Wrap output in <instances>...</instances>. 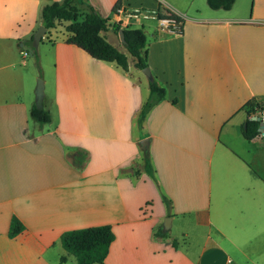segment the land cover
Masks as SVG:
<instances>
[{"label": "crops", "instance_id": "0c3cea01", "mask_svg": "<svg viewBox=\"0 0 264 264\" xmlns=\"http://www.w3.org/2000/svg\"><path fill=\"white\" fill-rule=\"evenodd\" d=\"M52 1L0 0V264H52L62 232L104 224L114 235L105 264H264V133L241 134L245 103L264 102V0L212 11L197 0H87L123 26H143L125 13L159 4L183 20L169 33L151 19L147 63L166 93L141 125L149 79L132 60L123 70L67 42L69 21L32 42L41 73L26 60ZM35 78L51 114L42 125L30 117ZM13 216L23 230L9 237ZM166 217L167 237H154Z\"/></svg>", "mask_w": 264, "mask_h": 264}, {"label": "trees", "instance_id": "16d2710c", "mask_svg": "<svg viewBox=\"0 0 264 264\" xmlns=\"http://www.w3.org/2000/svg\"><path fill=\"white\" fill-rule=\"evenodd\" d=\"M235 0H206L207 5L211 9L229 10ZM80 5H86L87 11L83 14V19L79 20L78 16L81 13ZM118 7L116 3L112 12L115 13ZM159 19L168 18L177 23L183 20L170 10H161L160 4L155 11ZM41 24L50 29L55 26L57 21H69L65 25V30L69 33L66 41L73 43L83 50H85L91 57L113 62L123 70L128 69L130 56L135 68L141 70L148 66L147 63V39L143 26L132 27L130 25H122L121 20L112 21L110 17L102 16L87 0H61L52 1L44 4L40 11ZM182 28V26H181ZM111 30L118 36L119 30H122L125 43L122 44L127 54L119 50L111 44L104 34V32ZM32 37L28 39V45L32 48L33 55L35 50L32 46ZM128 55V56H127ZM149 93L146 100L143 102L139 113L137 115V124L141 125L147 113L158 102L164 99L166 89L159 84L154 76L148 80ZM264 110V102H260L256 98H251L245 103L246 119L241 126V134L246 140H251L259 134V121L252 120V115L261 116ZM30 117L36 123L42 125L50 122L51 114L49 110L43 106L37 108L34 104L30 108ZM82 153L79 152L77 159L82 158ZM143 171L151 176L154 180V170L151 164L148 150L142 153ZM124 172V171H123ZM138 173V170L135 171ZM162 201L167 208V215H170V201L167 197L162 195ZM23 230V224L13 216L9 223L8 235L14 237ZM168 232L163 231L159 227L153 233L154 237H167ZM114 235L111 226L108 224L90 226L72 230H66L60 235V242L63 248L76 257L75 264H105L104 259L108 253L109 245L113 240ZM65 256L60 257V263L65 261Z\"/></svg>", "mask_w": 264, "mask_h": 264}, {"label": "rangeland", "instance_id": "374dc122", "mask_svg": "<svg viewBox=\"0 0 264 264\" xmlns=\"http://www.w3.org/2000/svg\"><path fill=\"white\" fill-rule=\"evenodd\" d=\"M196 3H197V5L199 6L198 7V9H199V11H203V9L204 10H207V11H212L209 7H208V5H207V3H206V0H197L196 1ZM237 4V3H236ZM234 6H237V5H234ZM80 7V11H81V13L79 14V16L81 17V15L83 14V13H85L86 11H87V7H86V5H80L79 6ZM235 8V7H234ZM129 13H131V11H128L127 13H125L126 15L127 14H129ZM78 16V19L80 18ZM104 17H106V16H104ZM114 17V16H113ZM113 17H110L111 18V20H113ZM142 21H144L143 22V31L145 32V35H146V39L147 40H149L150 39V37H151V35L150 34H152V31H153V29L155 28V26L157 25V21L156 20H151V19H148V20H142ZM142 26V25H141ZM136 27H139V26H136ZM65 29V28H64ZM66 31V30H65ZM109 32H111L112 33V31L111 30H109ZM105 34V33H104ZM108 34H110V33H108ZM113 34V33H112ZM113 36H114V44L115 45H117V47H119L120 48V50L122 51V52H124L125 54H127V52H126V50H125V48L121 45V43L118 41V36L116 35V34H113ZM42 46V45H41ZM41 46L39 47V48H41ZM36 49V48H35ZM28 52L30 51H32V48H30V45H28V50H27ZM128 56V55H127ZM26 60L27 61H29L31 64H32V66H33V68H34V71L35 72H37V73H41L42 72V70H41V67L39 66V64H38V58H37V55L36 54H28L27 53V56H26ZM128 60H131V58H130V56H128ZM38 79H40V80H42L41 78H35V85H36V82H37V80ZM35 105V104H34ZM36 106V105H35ZM140 168V166L139 165H135V166H133L132 167V172H134L136 169H139ZM164 220V219H163ZM58 249H60V252L59 251H57V249L56 250H53L52 251V253H54V255H55V257H56V259H55V261L56 262H53L52 264H59L60 263V257L61 256H65V261L64 262H62L61 264H75L76 263V257L73 255V254H71V253H69L68 251H66L64 248H63V246H61V247H57ZM57 253H58V255H57ZM57 255V256H56Z\"/></svg>", "mask_w": 264, "mask_h": 264}, {"label": "water", "instance_id": "95a60500", "mask_svg": "<svg viewBox=\"0 0 264 264\" xmlns=\"http://www.w3.org/2000/svg\"><path fill=\"white\" fill-rule=\"evenodd\" d=\"M45 29L46 28L43 25H39L37 27V29L34 31L33 36H32V41H33L34 46H37L39 40L41 39V36L45 33ZM118 38L122 44L125 43L122 30H119V32H118ZM30 54H31V52H30ZM141 72L148 79L152 78V74H151V71H150L148 66L142 68ZM34 95H35L34 103H35L36 107L41 108L42 104H43L42 100H43L44 90H43V81L40 79H38L36 82ZM250 119L258 120L259 121L258 131L264 133V118L259 117L257 115H252L250 117ZM139 144H140V148L142 150H146L148 148V139L147 138L141 139ZM169 227H170V217H166L163 220L162 228H163V230H167Z\"/></svg>", "mask_w": 264, "mask_h": 264}, {"label": "built area", "instance_id": "2783aa9c", "mask_svg": "<svg viewBox=\"0 0 264 264\" xmlns=\"http://www.w3.org/2000/svg\"><path fill=\"white\" fill-rule=\"evenodd\" d=\"M118 13H119V11L116 10L115 14H118ZM129 15L134 16V17L138 16V17H140L142 19H156V20L159 21V23L161 24L163 29L166 30L169 33H179V32H181V23H177L174 20H171V19H168V18L159 19L156 16L155 11H149V10H145V9H136V10H134V12L129 13ZM23 54L27 55V52L23 51ZM261 116L264 118V110L262 111Z\"/></svg>", "mask_w": 264, "mask_h": 264}]
</instances>
